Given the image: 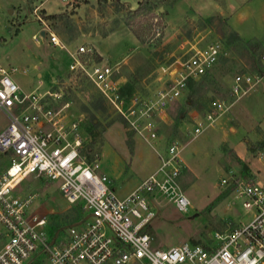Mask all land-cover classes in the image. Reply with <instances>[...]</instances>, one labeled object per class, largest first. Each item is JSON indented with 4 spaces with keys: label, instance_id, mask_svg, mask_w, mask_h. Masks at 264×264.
Instances as JSON below:
<instances>
[{
    "label": "rangeland",
    "instance_id": "374dc122",
    "mask_svg": "<svg viewBox=\"0 0 264 264\" xmlns=\"http://www.w3.org/2000/svg\"><path fill=\"white\" fill-rule=\"evenodd\" d=\"M41 1L0 0V66L16 68L10 76L25 92H56L60 95L52 104L69 103L66 112L77 122L82 152L88 157L96 151L100 154L101 170L110 177L115 192L124 195L156 168L157 155L127 128L106 100L105 111L94 112L99 123L90 129V113L84 106H89L98 90L84 75L68 68L70 56L65 49L51 47L38 35L32 38L43 26L36 17L38 13L43 16ZM50 1L51 9L62 4L60 0ZM248 1L253 4L235 0H151L149 10L133 14L138 1L130 8L119 0H75L63 4L62 13L56 17L44 18L52 31H63L66 40L61 41L69 49L67 43L74 37L105 36L117 29L114 42L101 41L100 47L106 51L104 62L110 66L117 62L114 75H124L131 83L130 94L149 95L162 85L155 80L156 70L181 56V41L188 40V46L218 41L223 46L225 55L205 74L189 80L191 85L167 106L165 119L156 122L160 139L157 150L173 140L183 145L179 184L190 204L180 211L163 197L151 200L154 215L144 231L151 235L154 246L189 242L211 248L219 242L216 232L223 233L251 218V212L233 194L234 179L253 178L254 171L257 178L264 179V62L259 57L264 52V0ZM80 3H86L84 11L72 17L73 8ZM132 29L143 33L142 40ZM231 32H237L238 37L231 38ZM242 73L261 79L246 94L234 98L230 95L231 82L234 75ZM219 103L213 125L193 137L190 131L194 120ZM7 121L0 108V130ZM6 166L7 158L0 151V174ZM223 178L227 181L222 184ZM14 191L34 195L30 209L47 214V235L51 214H60L61 222L65 219L63 222L70 223L75 217L77 202L69 204L64 199L57 181L29 175Z\"/></svg>",
    "mask_w": 264,
    "mask_h": 264
},
{
    "label": "built area",
    "instance_id": "2783aa9c",
    "mask_svg": "<svg viewBox=\"0 0 264 264\" xmlns=\"http://www.w3.org/2000/svg\"><path fill=\"white\" fill-rule=\"evenodd\" d=\"M36 17L43 26L32 38L38 35L65 49L70 56L68 68L96 87L127 128L154 149L159 162L132 190L118 195L100 168V154L96 151L88 157L82 152L77 122L66 112L69 103L52 104L60 95L56 92H25L10 76L16 68L0 66V108L8 117L0 130V151L8 152L7 166L0 174V264H264V179L256 175L233 182V194L251 218L216 232L215 246L182 242L162 248L154 246L144 231L154 215L151 200L156 196L180 211L190 204L179 184L183 145L173 140L157 150L156 122L165 119L167 106L181 96L188 80L205 74L225 55L223 46L218 41L203 46L181 41V56L156 70L155 80L162 85L149 95L126 96L114 75L117 66L93 60L95 49L87 44L67 48L39 13ZM260 61L264 62V52ZM260 79L248 73L234 75L230 95L241 97ZM220 107L221 103L194 120L193 137L213 125ZM29 175L57 181L64 199L81 203L85 211L80 224L66 227L56 242L49 240L45 230L47 214L30 209L34 195L14 191ZM226 181L223 178L221 183Z\"/></svg>",
    "mask_w": 264,
    "mask_h": 264
},
{
    "label": "trees",
    "instance_id": "16d2710c",
    "mask_svg": "<svg viewBox=\"0 0 264 264\" xmlns=\"http://www.w3.org/2000/svg\"><path fill=\"white\" fill-rule=\"evenodd\" d=\"M151 8V0H139L138 4L136 6V8H134L132 10L133 14H138L141 13L143 11L149 10ZM118 9V8H117ZM42 13V17L46 18V19H51L56 17L57 14H44V12ZM133 34L137 37V39L142 40V32H138L134 29H132ZM232 36L231 38H237L238 34L237 32H231ZM260 57V55H259ZM96 60L100 59V57H98V55L95 56ZM261 73V72H259ZM192 81V79H190ZM191 81L188 80L187 82V86L189 87L191 85ZM131 83L126 82L125 84H123L120 88V92L123 95H129L130 94V88H131ZM105 97L99 92L97 91V94L93 96L92 100L89 103V106H84V109L87 110L90 113V118H89V126L91 127L90 129L94 128L99 122L96 119L95 113L94 112H99L102 113L103 111H105ZM188 103L185 102L184 105H187ZM183 113V109L180 110V112L178 113L177 116V121L180 120V114ZM119 115V114H118ZM2 154L8 159V152H2ZM76 214L75 217L72 219V222H63L65 219H63V221H59L60 219V214H51V216L53 217V220L51 223H49L48 226V230H49V238L51 239L52 242H56L58 241L59 237L63 234L64 230L66 227H68L70 224L72 225L73 223H77L79 221H82V219L84 218L85 215V211L82 208V204L77 202L76 203ZM61 220V219H60ZM35 264V263H34Z\"/></svg>",
    "mask_w": 264,
    "mask_h": 264
},
{
    "label": "crops",
    "instance_id": "0c3cea01",
    "mask_svg": "<svg viewBox=\"0 0 264 264\" xmlns=\"http://www.w3.org/2000/svg\"><path fill=\"white\" fill-rule=\"evenodd\" d=\"M120 2H122L123 4H125V5H128L130 8H133V7H135V2L134 1H139V0H119ZM236 1V3H238V4H240V3H242L243 1L244 2H248L249 4H253V2L252 1H248V0H235ZM61 2V1H60ZM258 2V1H257ZM51 4H52V2L50 1V0H42L40 3H39V9H42V11H44V13L45 14H60V12L62 13V7H63V4L64 3H62L59 7H58V9H51L50 8V6H51ZM86 3H80V5H78V6H76L75 8H73V11H74V14H72L71 16L72 17H75V16H79L80 15V13L81 12H83L84 11V9H85V7H84V5H85ZM247 6V5H246ZM245 6V7H246ZM42 28V27H41ZM40 28V29H41ZM47 28H48V30H50V31H52L50 28H49V26H47ZM39 29V30H40ZM116 31H117V29L116 30H112V31H109V32H107L106 34H105V36H99L98 37V35H95L94 37H89V36H87V35H84L83 33V35L82 36H78L77 38L76 37H74L71 41H69L70 43H67V45H68V47H70V48H72V49H74V47H75V45H74V43L78 40V44H80V43H84V42H87V43H90L93 47H94V49H95V55L93 56V60H95V61H101V60H103V61H105V59H104V57L106 56V51H103L102 49H101V47H100V42L101 41H104V42H106V43H112V42H114L112 39H113V37H114V34L116 33ZM52 32H54V31H52ZM56 32L57 33H55L58 37H59V39L60 40H66L65 39V35H64V33H63V31L62 30H56ZM42 41H47V38H45V39H41ZM77 44V45H78ZM103 44V43H102ZM73 45V46H72ZM50 46L51 47H55V46H53V45H51L50 44ZM96 55H98V57H100V59H98V60H96V58H95V56ZM114 65L115 66H117V62H115L114 63ZM117 69H118V66H117ZM116 76V75H115ZM117 77V80L120 82V85L122 86L123 84H125L126 82H128V80L126 79V76H124V75H121V74H119V75H117L116 76ZM159 142H160V140H159ZM159 142L157 143V144H159ZM163 142H161V144H162ZM255 172V171H254ZM252 173L253 175H256L255 173Z\"/></svg>",
    "mask_w": 264,
    "mask_h": 264
}]
</instances>
